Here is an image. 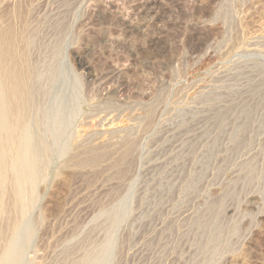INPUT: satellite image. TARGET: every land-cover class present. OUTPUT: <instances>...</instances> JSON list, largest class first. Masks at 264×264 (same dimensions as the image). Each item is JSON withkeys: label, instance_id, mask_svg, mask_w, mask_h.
<instances>
[{"label": "rangeland", "instance_id": "1", "mask_svg": "<svg viewBox=\"0 0 264 264\" xmlns=\"http://www.w3.org/2000/svg\"><path fill=\"white\" fill-rule=\"evenodd\" d=\"M45 3L34 28L62 11ZM84 4L60 57L81 80V115L70 94L67 127L33 129L62 144L22 148L39 176L11 213L17 228L0 216V264H264V0ZM237 52L244 64L230 71ZM127 137L139 140L134 148L122 145ZM94 153L99 160L84 163ZM2 180L10 191L18 175ZM12 201L0 193V207Z\"/></svg>", "mask_w": 264, "mask_h": 264}, {"label": "bare ground", "instance_id": "2", "mask_svg": "<svg viewBox=\"0 0 264 264\" xmlns=\"http://www.w3.org/2000/svg\"><path fill=\"white\" fill-rule=\"evenodd\" d=\"M45 1L46 0H38V1L37 0H17L16 4L13 5L15 8L13 9L14 11L12 10L13 11V12H11L12 14L6 13V9H5V11H4L5 14L3 15V12H1L2 11L1 8L4 9L6 7V4H8V3H7V0H0V10H1L0 11V177H2L4 172L8 171V170L16 172L18 175V181L11 184L10 191H6L8 189V185H7L6 181L2 180L0 183V193L3 196L4 195L9 196V194H11V196L13 198H15V201L14 202L12 201V203H10V205L7 203H4L1 205L0 216L6 217V218H8V216H9L11 227H13V228H17V220H18L17 219L18 217L13 216V214L15 215V213L17 211H19V209H21L22 196L26 197L24 195V193H25L24 191L27 190V188L30 186L34 187V184L38 178L37 175L39 176V173L36 175V172H33L32 169L34 167L30 165L31 163L28 160L30 153H28L29 151H26L27 152L26 153L25 150L34 149L41 142L44 145L45 144L48 145L50 143L51 144H55V143L62 144V142H61L62 140L60 141L57 137H55L56 140H54V141L52 138V141H50V142L46 141L45 142L44 140L41 141L42 138L37 136L38 139L39 138L41 139V140L39 139L40 141H38L35 138L37 132L35 134H33L37 130L33 131V129L34 128L39 129L40 126L42 127L47 123L49 124V125L48 124L47 125L52 127V128H54L57 125H60L61 128H64V126H65L64 122H65L66 118H63V115H66L64 113L68 109V108H66V105L67 104L69 105L68 102L70 100H68V102H67V99L70 98V94H71V98H73L72 100L74 102V105H73L74 111L71 112L75 115L74 116L72 114L73 117L76 118L82 111V104L80 105L81 96L79 93L80 92L79 86H80L81 80L78 79V76L73 72L72 68H71L72 70L69 69L64 62L60 63V61H61L60 57L62 56L61 55L62 53H63V55H67L64 53H68V51H69V48L67 50L64 47H66V44L70 45L73 42V40H71L72 42L70 44H68L66 41H64L63 38H64V35L66 36V33H68L69 31H71L73 29L74 25L78 21L76 16H78L79 12H81V10L83 9V4H84V1H86V0H47L49 2L54 1V4L56 3L57 5L60 4V6L57 9L59 10V8L61 7L62 9L61 8L60 9L62 11L58 12V10H57L58 16H57V19L55 20V22L50 19L48 25H46V27L44 26V29H43V26L41 28L39 27L40 29L34 28L35 26L33 24L32 25L28 24L29 20L31 17H33V15H35V13L36 14H37V12L40 13L38 10H40L46 6ZM37 16H39V14ZM83 16L84 15L82 14L81 17H83ZM4 18H6L7 20L5 21ZM71 21L73 22L72 24H70ZM33 22L35 23V21H33ZM15 24H17V25H15ZM68 35L73 36L71 34H68ZM67 38H65V40ZM69 39H70V37H69ZM69 39H67V40H69ZM71 39H72V37H71ZM236 47H238V46H236ZM62 49L63 50L66 49L67 51L63 52ZM237 50H238V48H237ZM61 51H62V53H61ZM231 51H232V49L230 50L229 53L233 52V51L232 52ZM241 51H243V50H241ZM234 52H235V50H234ZM249 53H251V51ZM253 53H254V51H253ZM235 54L236 55H233L234 56L233 58H237V57L240 58V54H238V52ZM246 54H248L247 51H246ZM246 54H244V56ZM225 56L223 54L222 58H224ZM249 56H250V54H249ZM252 57H254V56H252ZM76 58L80 62L81 69H84L86 72L89 71L90 65L88 66V64L85 63L84 60H82L83 58L80 57V55L79 56L77 55ZM237 60H238V58H237ZM246 60H248V59H246ZM253 60H255V59H253ZM230 61H233V60H230ZM235 61L236 60H234V62ZM241 61L242 60H240V61L238 60V63H236V64L234 63L235 65L231 68L230 71H235V70H237V68H240V67H236V66H238L239 62H241ZM243 61H245V60H243ZM67 63H68V61H67ZM243 64H244V62L241 64V66H243ZM251 64H254V63H251ZM251 66L253 67V70H255L254 69L255 65L254 66L251 65ZM251 66L248 65L249 68H251ZM257 66H258V64H257ZM243 69H244V67H243ZM84 70H83V72H84ZM226 70H227V68H226ZM248 72H251V71H248ZM245 73H246V71H245ZM228 74H229V72H228ZM248 74H250V73H248ZM258 74H260V73H258ZM226 75H227V73H226ZM84 76H86V75H84ZM234 76L235 75L233 74V77ZM228 77L232 78V73ZM235 77L239 78L237 76H235ZM247 78H249V77H247ZM226 79H228L227 76H226ZM224 80H225V77H224ZM248 80L250 81L251 79H248ZM253 80H254V77H253ZM249 81H248V83H249ZM70 83H71L72 89L69 90L70 93L68 94V89H69ZM122 85H124V84H122ZM71 86H70V88H71ZM232 86H234V85H232ZM123 87L121 86V88H120L121 90L119 89L121 91V93L125 89ZM253 88H256V87H253ZM240 89H242V88H240ZM126 90L127 89H125V91ZM254 91H255V89H254ZM216 92L218 93V91H216ZM215 93H213V94H215ZM235 93L229 92V93L223 94L220 91V93H218L219 95L216 94V96L214 95L212 98H217V97L218 98H234ZM250 93H252V88H251ZM255 93L257 94V92H255ZM241 95H243V94H241ZM260 95H261V92H260ZM207 96H208V94H206V97ZM210 96L211 95H209L208 97H210ZM39 98H43V99L49 98V100L47 102H43V101H41L42 99H39ZM74 98H77V99H74ZM81 101H82V99H81ZM73 102H71V105ZM71 105H70V108L73 107ZM67 112H69V111H67ZM62 113H63V115H62ZM223 113H226V111ZM63 119H64V122H63ZM70 122H72V121H70ZM65 127H67V126H65ZM131 127H133V126H131ZM52 128H49L47 130H53ZM44 129H46V128L44 127ZM129 130H131V128ZM55 133H57V132H55ZM91 133H93V132H91ZM37 134H39V133H37ZM94 134L97 135V133H94ZM62 137H64V136L62 135ZM235 137L237 138V136H235ZM136 141H134V139L131 140L128 137L126 139L125 138L122 139V142L118 140V142H121L122 145L123 144L128 145L127 147H129V149L134 148V146L137 144ZM237 141H239V139H237ZM63 143H65V142L63 141ZM66 143H68V142H66ZM83 144L85 145V143H83ZM87 144H88V142H87ZM46 145H45V147H48ZM40 146H43V145L40 144ZM40 146H38V147H40ZM22 148L25 149L24 150L25 153H23L24 155L21 154V152H23ZM49 148H50V145H49ZM34 150H36V149H34ZM128 151L129 150H127V153H129ZM123 155L126 156V153ZM100 157H101L100 155L98 156V155H95V153H94V155L89 157L84 163H88V164L95 163L99 160ZM36 159H38V158L36 157ZM39 160L41 162V159H39ZM36 161H38V160H36ZM34 164H35V162H34ZM175 184H174V186H175ZM6 187H7V189H6ZM171 190H173V188ZM36 191H34V192L36 193ZM27 194H28V192H27ZM33 198H35V196ZM31 201H33V200H31ZM34 202H36V201H34ZM11 213H13V214H11ZM18 223H19V220H18ZM9 229H10V227H9ZM5 232L7 233V231H5L3 228H0V244L4 243V241H5V235H6ZM174 243H175V241H174ZM164 247L165 246H162L160 250L164 249ZM176 248L179 249V247H175L172 249H176ZM182 250H183V248H181V251H178V253L176 252L177 250L176 251L174 250V251L178 255L182 252ZM165 252L168 253L169 251H166V249H165ZM165 252L163 251L162 254L161 253L160 254L163 255V257H164L163 253H165ZM145 254H147V253H145ZM145 254H144V256H145ZM148 254L146 255L145 258L147 259L150 257L149 260L152 261L151 255L148 256ZM169 254H170V252H169ZM169 254L165 253L166 257ZM173 254H175V253H173ZM160 257L161 258H159V260L160 259L162 260V256H160ZM169 257L172 258V255H170ZM180 257H182V256H179L178 258H180ZM170 260H171V262H173L172 261L173 259H170ZM175 260H177V259H175ZM180 260H181V258H180ZM147 262H149V261L147 260L146 263ZM152 262H154V260ZM152 262H151V264H152ZM163 263H164V261L162 262V264ZM168 263H170L169 260H168ZM168 263H165V264H168ZM157 264H159V262Z\"/></svg>", "mask_w": 264, "mask_h": 264}]
</instances>
